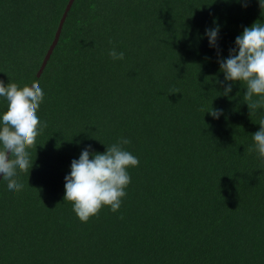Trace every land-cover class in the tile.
Instances as JSON below:
<instances>
[{
    "label": "trees",
    "instance_id": "obj_1",
    "mask_svg": "<svg viewBox=\"0 0 264 264\" xmlns=\"http://www.w3.org/2000/svg\"><path fill=\"white\" fill-rule=\"evenodd\" d=\"M68 2L0 0V80L38 81L47 123L24 189L0 181V264H264V163L248 151L264 109L218 82V60L264 23L258 0H73L38 77ZM122 137L139 158L122 207L82 223L64 201L71 162Z\"/></svg>",
    "mask_w": 264,
    "mask_h": 264
},
{
    "label": "clouds",
    "instance_id": "obj_2",
    "mask_svg": "<svg viewBox=\"0 0 264 264\" xmlns=\"http://www.w3.org/2000/svg\"><path fill=\"white\" fill-rule=\"evenodd\" d=\"M241 2V0H237ZM250 0H245L244 6ZM261 14L264 15V0H258ZM220 26L206 29L209 46L218 49ZM111 43V41H109ZM235 48L229 50V56L218 60L224 81H218L224 88L222 95L228 96L233 83L245 85L243 96L250 115L264 109V23L259 20L245 27L236 37ZM108 55L114 60H123L124 52L115 47ZM219 56V51H218ZM0 97L7 101V110L0 116V174L3 182L12 192H20L24 184L20 173H26L34 166L31 149L47 127L46 121L38 116L45 99V93L38 81L31 85L0 80ZM213 118L223 115L222 109L211 108L207 111ZM260 129L252 134L255 151L264 163V118L259 121ZM131 140L121 138L118 142L106 145V152L85 147L79 159L71 162V172L65 176L64 201L72 202V208L82 223L91 217H98L103 207L108 206L113 213L118 212L127 196V187L131 183L130 167L139 165V158L124 148ZM123 219V216L120 217Z\"/></svg>",
    "mask_w": 264,
    "mask_h": 264
},
{
    "label": "water",
    "instance_id": "obj_3",
    "mask_svg": "<svg viewBox=\"0 0 264 264\" xmlns=\"http://www.w3.org/2000/svg\"><path fill=\"white\" fill-rule=\"evenodd\" d=\"M72 2H73V0H69L67 6H66V8H65V11L63 12V15H62V17H61V19H60V22H59V25H58V28H57V30H56V32H55V37H54L52 43L50 44V46H49V48H48V50H47V52H46V54H45V56H44V59H43V61H42L41 67H40V69H39V71H38V73H37V76H38V77H40L41 73L44 71L47 62H48V60H49L51 54L53 53V51H54V49H55V46H56L57 43H58L59 36H60V34H61V30H62V27H63V23H64V21H65L67 15H68V11H69L70 8H71ZM30 85H31V84H30ZM2 177H3V174H0V181H1Z\"/></svg>",
    "mask_w": 264,
    "mask_h": 264
}]
</instances>
